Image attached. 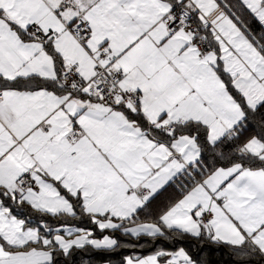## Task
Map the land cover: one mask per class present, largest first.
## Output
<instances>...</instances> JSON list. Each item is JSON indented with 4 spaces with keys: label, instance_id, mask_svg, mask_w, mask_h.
Returning a JSON list of instances; mask_svg holds the SVG:
<instances>
[{
    "label": "snow or ice",
    "instance_id": "obj_1",
    "mask_svg": "<svg viewBox=\"0 0 264 264\" xmlns=\"http://www.w3.org/2000/svg\"><path fill=\"white\" fill-rule=\"evenodd\" d=\"M0 264H264V0H0Z\"/></svg>",
    "mask_w": 264,
    "mask_h": 264
}]
</instances>
